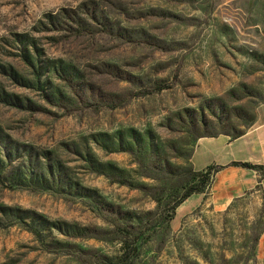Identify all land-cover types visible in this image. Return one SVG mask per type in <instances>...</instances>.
<instances>
[{"label":"rangeland","instance_id":"374dc122","mask_svg":"<svg viewBox=\"0 0 264 264\" xmlns=\"http://www.w3.org/2000/svg\"><path fill=\"white\" fill-rule=\"evenodd\" d=\"M261 109L264 0H0V264H264L263 186L169 223Z\"/></svg>","mask_w":264,"mask_h":264},{"label":"crops","instance_id":"0c3cea01","mask_svg":"<svg viewBox=\"0 0 264 264\" xmlns=\"http://www.w3.org/2000/svg\"><path fill=\"white\" fill-rule=\"evenodd\" d=\"M258 123L243 137L230 140L227 136L202 139L193 156V164L203 170L211 165L225 167L216 177L214 189L222 192L221 196L238 197L242 193L264 187V179L256 172L231 167L232 163H250L264 166V109L258 112ZM244 175L245 180L234 176Z\"/></svg>","mask_w":264,"mask_h":264},{"label":"trees","instance_id":"16d2710c","mask_svg":"<svg viewBox=\"0 0 264 264\" xmlns=\"http://www.w3.org/2000/svg\"><path fill=\"white\" fill-rule=\"evenodd\" d=\"M166 88L160 87L157 89V92H161L165 90ZM151 95V92L145 91L142 93H137V96H147ZM245 132H240L236 136L233 137V139H238L241 138L245 135ZM209 138H217L219 135L213 134L209 136H205ZM231 167H238V168H243L247 170L254 171L258 173L263 179H264V166L262 165H254L250 163H232L230 165ZM225 167H220L216 165H211L207 167L206 169L199 171V172H192V182L189 184L188 187L185 189L184 195L180 198V200L172 207L171 209V215L169 216V223L175 218L177 208L186 200L191 198L193 195H206L207 192L212 188L214 181L217 177V175L223 171ZM261 186V182L259 183L258 187ZM127 248L128 245V240H126L125 243Z\"/></svg>","mask_w":264,"mask_h":264}]
</instances>
